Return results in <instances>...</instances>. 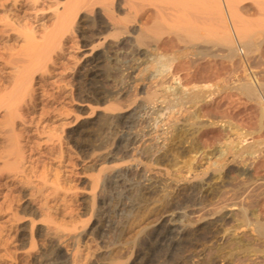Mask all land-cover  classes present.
Wrapping results in <instances>:
<instances>
[{"label": "rangeland", "instance_id": "rangeland-1", "mask_svg": "<svg viewBox=\"0 0 264 264\" xmlns=\"http://www.w3.org/2000/svg\"><path fill=\"white\" fill-rule=\"evenodd\" d=\"M19 1L16 4L13 0L7 1V9L18 11L24 24L39 29L53 24L56 10L68 0H38V4ZM78 6H84V10L76 19V31L67 36L69 40L63 47L66 54L63 53L59 65L53 68L51 79L64 86L65 111L69 115L54 118L51 128L64 129L67 136L78 124L97 119L96 124L89 126L86 137L87 144L96 145L101 143V134L111 116L131 113L132 124L124 131L130 133L136 143L125 162L115 163L100 160V156L112 149L113 141L93 154H79L69 140L60 145L55 143L57 149L51 154L53 161H45L49 168L48 179L54 180L60 171V185L62 183L65 189L60 186L58 200L56 196L51 197L50 205L54 204L51 212L62 213L60 209H67L65 204L71 210L75 204L79 211L75 208L70 214L77 213L73 218L82 226L89 217L83 207L93 194V180L109 174L108 170L104 176V173L98 175L100 170L97 169L107 165L130 168L131 183L137 189L150 185L144 202L132 213L120 239L109 229L93 236L89 234L95 221L91 219L86 236L80 242L77 263L107 264L108 260H98L110 257L122 264L167 261L172 264H264V231L259 230L260 225L264 226V0H160L155 3L150 0H73L69 8ZM158 7H163L168 15L160 24H157L161 20H158L161 18L157 14ZM1 12L0 25L2 15H6ZM126 26L136 34L121 35L119 30ZM193 26L195 29L191 30L197 31V41L186 38L187 41L180 42L177 34ZM141 27L147 28L145 36L148 39L146 37L140 47H135L130 40L139 34ZM114 33L120 34L118 38ZM231 35L234 41L224 40ZM248 41L252 43L243 47ZM226 46L234 50L231 52ZM107 50L119 55L117 63L101 66L108 75L102 79L105 95L113 91H123L125 95L120 98L112 95L106 102L98 105L90 102L85 107L77 97L81 73L95 54L102 55L104 61ZM170 60V72H165L164 67ZM248 83L249 89L244 87ZM194 93L199 94L196 100L192 97ZM54 107L60 108V103ZM149 154L163 156L161 165H153ZM7 188L9 196L13 187ZM10 194L8 200H15L13 195H17L19 201L22 198L16 193ZM27 194L19 203L18 199L14 204L7 200L11 206L8 208L6 204L5 218L0 220V223L5 222L3 240L7 241L0 244V264L32 263L34 255L27 253L32 250L30 220L26 225L21 221L17 224L19 221L15 220L22 218L21 208L35 211L37 224L41 223L42 236H37L35 231L32 234L37 246L33 254L38 256L40 248L49 240L46 230L49 226L40 220L39 205L31 203ZM119 197L125 198L123 193ZM69 209L62 213L65 219L64 215H59L64 221L57 220L60 224L65 222L66 233L74 225H70L73 218ZM118 213L121 218L123 214ZM78 214L79 217L84 215L82 222ZM172 219L185 230L184 241L173 248L159 240V231ZM101 236L107 242L103 243ZM62 249L73 264L71 249Z\"/></svg>", "mask_w": 264, "mask_h": 264}, {"label": "bare ground", "instance_id": "bare-ground-1", "mask_svg": "<svg viewBox=\"0 0 264 264\" xmlns=\"http://www.w3.org/2000/svg\"><path fill=\"white\" fill-rule=\"evenodd\" d=\"M7 1L9 0H0V9L5 8L4 12L3 11L0 12L6 14V15H2L3 18L1 20V25H0V42H1L0 43L1 44L0 45V220L2 221V219L5 218L7 209L10 208L11 206L7 204V202L10 200V199L8 200L7 198L11 195L10 193L12 194L16 193L18 194V196L21 195L22 198L20 199L22 200L24 198V194L28 192L29 194L27 195H29L28 196L30 198L29 201H32L31 203L33 204L37 203L36 204L37 206L39 205L37 209L40 208L39 210L42 213L40 220L42 222L47 223V226H49L46 229L47 234L49 235V240L47 239L48 242H46L47 245L45 244L46 247L44 245L43 248H40L41 249V250L39 249L40 253L38 252L39 255L35 256V254L33 253L35 252L34 248H36L37 246H36V241H34V236H32L33 231H35L37 236H42V227H40L41 223L37 224V218H38L37 213L35 211H30L28 208H21L20 211L22 212L23 215L22 218H20L21 217L20 216L18 219H15V217L13 216L16 221L17 220L19 221L17 224H20V221L22 224H25L28 220H30L31 223L30 235L32 238H30L31 241L29 242H31L30 247L32 248L33 251L29 249L28 251L30 252L32 251V252L31 253L27 252V253L32 256L34 255L31 264H71L72 262L70 263L69 256L66 253H64L62 249L64 247L71 249L74 256L73 264H78L77 260L81 253V250H79L81 248L80 242L81 239H83L82 237L86 236L85 235L87 229L86 227L89 224V222H91V219L95 218V221L92 223V226L90 227L89 234L93 236L96 235V233L101 232L102 230L109 229L116 232L117 239H120L122 234L126 231L132 213L136 210V207L139 206L141 202H144L146 198V194L148 192L147 191L148 186L150 184H148V186L146 185L142 187L138 186L140 188L137 189L134 187V184L131 183L133 180L130 179L131 177L130 168L127 169L124 167H120L118 164L117 165L115 164L112 167H109L108 165L107 167H105L103 165L104 169L103 168H101L102 170L100 168L97 169V171L100 170L99 171L100 173L98 172V175L104 173L102 175L104 176L105 172H107L108 170H109V174L102 178L100 177L101 175L100 176L95 175L96 179L93 178L94 180L92 183H94V185L91 184L93 185L91 190L93 194L88 204L83 207V209L86 210L85 212H87L86 214L89 215L88 219L84 220L82 218L84 215L79 217L81 215L80 212L82 213V211L78 212L80 214V215L78 214L79 219L82 218L80 221L82 222L84 220L82 223L80 222L82 226L80 225L78 226V224H76V219L73 218V216L77 213H75L72 216L73 213L71 210L75 211L76 208L75 206L77 205L72 204V206L74 205L73 206L74 209L71 210L68 208V205L66 204L64 205L65 208L70 210L69 214L70 212L72 213L70 215L72 216L73 219H71V221L69 219L68 222L70 221V225L74 223L73 229H71L69 233H66L67 227L63 225L65 222L60 224L61 222L58 223L57 220L59 219L61 221H64L62 218L61 219L59 218V215L60 214L62 215V213L67 209L64 210L63 208L62 209L59 208L60 210H62L61 211L62 213L58 214L57 211L53 213V211L51 212V210H54V206H53L54 204L50 205L51 204L50 199H52L51 197L55 198V196L58 195V193H61L60 188L62 187L63 189L64 187L62 186V183L60 185V178H62L61 177L62 174L60 175L61 172L59 171L60 172L59 173L58 172L59 169H57L58 174L55 176L54 180L53 178L52 180L48 179L49 168L47 167L45 161L47 160L49 161L52 160V158H54V157L51 158V154L52 153L54 154V151H56L57 149L55 147V143H59L60 145V143H64L65 140L67 141L69 140L74 143L75 149L79 154L83 152L93 154L96 150L100 151V149L104 147L105 143L109 141H113L112 149L110 148V151L108 150L109 152L107 154L100 156V160H105V161L113 160V162L114 161L125 162L124 160L130 156L129 153L132 152L133 146L136 143V139L132 137L130 133L124 131L125 129L130 128L133 118L131 116V113L128 116L127 115L121 117L111 116L109 119L110 121L108 120L109 122L103 134L100 133L102 135L101 137L102 140L99 139L101 140L100 141L101 143L98 142L99 144L96 145L87 144L86 137L89 134V130H90L89 128L91 127V125L96 124L97 119L91 122H83L78 124L67 136L64 135L65 134L64 132L66 131H64L63 127L61 128L63 129L61 131H59V129L54 127L51 128V122L53 121V119L56 118L57 116H62V115L64 118L67 111L66 110L67 100L65 95L66 93L64 91L65 88L59 82H51L52 81L51 79H53L52 70L53 68L59 65L58 62H60L61 59L63 58V53H64L63 47L65 46L64 44H66L65 42L69 40L67 39V36L68 34H72V32L76 31L74 25L77 22L76 21V19H78L77 17H79L80 14H82V11L84 10V6L81 7L78 6L73 9H70L69 6L73 2V0H68L61 9L56 10L57 12L54 15L53 24L49 26H44L43 28L39 27L38 29L37 27L35 28L34 26L28 23L24 24L23 18L20 15L21 13H18V11L12 12L11 10H8L6 6ZM13 1L15 2V4L20 2L19 0H13ZM27 1L28 2L31 1L33 4H36L38 0H27ZM150 1L152 3H155V2H159L160 0H150ZM28 5H30V3ZM178 9L179 8L177 7V10ZM181 9L182 8H180V11ZM157 10H158L157 14L160 15L161 17L159 19L157 18L158 20L161 19L160 21L157 20L158 21L157 24H160L163 21H166L168 15L166 14L165 12L166 10H164L163 7H158ZM6 12L7 13L10 12V14H7ZM172 14L173 13H171V15ZM193 19L194 18H192V20ZM198 26L200 25H195V27ZM195 27L193 26L188 30L186 28L187 31L184 30L185 32L177 34L179 41L184 42L189 40L191 42H194V40L197 38L196 35L197 31L195 32L193 30L194 31L193 32L191 29L192 28L195 29ZM146 29L145 27H141L139 34L135 35V37H133L132 40H130V42L133 43L135 47H140V45H142L148 39V37L145 36ZM189 30H191V32ZM119 31H121L120 32L121 35L123 34L132 35V33L133 34L135 33L129 30V27L127 28V26L121 28ZM198 31H200V29ZM114 34L113 36L115 38H118L117 35L118 36L120 35L116 33ZM224 40L231 43V41H234V35L233 36L231 35V37ZM249 43L252 42L248 41L247 43H244L243 47L248 46ZM226 47L229 48L228 46ZM229 49L231 52L234 50L233 48H229ZM109 51L107 50L105 52L106 56L104 57L105 59L104 61L102 55L99 54H95L94 56L92 55L93 57L88 61V63L86 64L87 66H85L86 67L85 72L81 73L77 97L81 103L85 104V107H88L87 105L90 104V102H93L97 105L100 102L103 101L106 102L108 101V98L112 95L113 97H118V98L125 95V93H122L123 91H113L109 96L105 95L102 79L103 78L106 79L108 75L105 73V71L102 70L101 66L103 63H110V64H112L113 62L117 63L118 55H119L118 52H113V51L109 52ZM55 58L57 59L59 58V60L57 59L55 60ZM163 58L164 56L162 57V59ZM171 67H172V62L170 60L167 66L164 67L166 69V70L164 69L165 72H170ZM248 85L249 83L247 84V86L244 85V87L249 89ZM251 88L252 86L250 87V89ZM244 89L242 90L244 91ZM198 95L194 93V95H192L193 99L195 100L198 99L199 97ZM59 103L61 106L60 108L54 107L55 104H59ZM93 112L94 109H91V113ZM41 136H43V138H46V140L45 139L43 140L45 141L44 145L41 144L43 143ZM45 146L46 148H44ZM58 152L60 154L61 150H59ZM60 156H61L60 158L62 159L63 156L61 154ZM149 159L153 165L160 166L163 161V156L161 155L154 156L149 154ZM44 162H45V166L43 165ZM48 164L50 165L52 164V162ZM103 164H105V162ZM78 166H80V164H78L77 167ZM90 169L93 170L92 167ZM77 173L74 174L78 175ZM136 176L137 177L140 176V178H143L142 177L143 175L136 174ZM6 186L13 187V189L11 188L12 190L10 189L12 192H9V196H7L8 193H6V190L8 191V188L5 189ZM98 186H100L99 191H98ZM62 189L61 191H63L65 187L63 190ZM70 190L69 192H71ZM122 193L124 194L125 198L119 197V195L120 194L122 195ZM11 197H15V200L18 199L16 198L17 195H13ZM58 198L56 196L55 199L58 200ZM15 200H12L11 198L10 202L11 201L13 202ZM21 200L19 201L18 199V203L21 202ZM64 202H65V198H64ZM18 203L16 201V205ZM6 204L7 206L9 205L7 209H6ZM12 204H14V202ZM16 209L17 208H15L14 210ZM11 211H12V207H11ZM16 211L18 212V210ZM77 211L79 210L77 209ZM118 211H121V213L123 214V216L121 215L122 216L121 218ZM63 215L65 219L66 218L65 213ZM78 220L77 223H79ZM4 223L5 222L0 223V244L2 242V245L4 240L5 242H7L6 239L3 240L4 238L3 234L5 233ZM12 223H14V221ZM162 230L159 231L160 232L159 240L160 243H162L163 245L168 244L167 246L173 248L176 245H179V243L184 241L185 230L182 226L179 225L177 221H174L173 219L170 220L167 226H165ZM259 230L264 231V226L260 225ZM23 231L25 230L23 229ZM47 234H45V236ZM100 239H102V242L105 243L104 241H106V239L104 236H101ZM102 248H104V245ZM100 260L101 261L108 260L109 262L107 264H122L120 263L119 260L110 257L107 258L102 257L101 259L99 258L98 261L100 262ZM126 262H128V260L124 261V263ZM160 264H172V263L167 261Z\"/></svg>", "mask_w": 264, "mask_h": 264}]
</instances>
